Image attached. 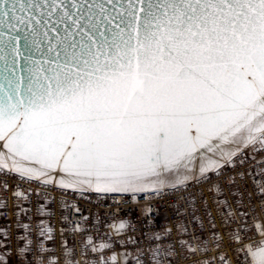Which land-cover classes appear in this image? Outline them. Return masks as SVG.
<instances>
[{
    "label": "snow or ice",
    "instance_id": "1",
    "mask_svg": "<svg viewBox=\"0 0 264 264\" xmlns=\"http://www.w3.org/2000/svg\"><path fill=\"white\" fill-rule=\"evenodd\" d=\"M0 264H264V0H0Z\"/></svg>",
    "mask_w": 264,
    "mask_h": 264
}]
</instances>
